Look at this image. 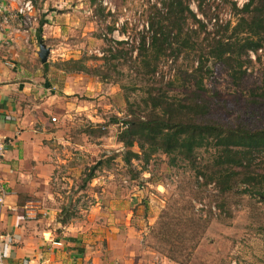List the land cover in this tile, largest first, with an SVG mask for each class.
Here are the masks:
<instances>
[{
  "label": "rangeland",
  "instance_id": "374dc122",
  "mask_svg": "<svg viewBox=\"0 0 264 264\" xmlns=\"http://www.w3.org/2000/svg\"><path fill=\"white\" fill-rule=\"evenodd\" d=\"M185 1L202 23L189 18L184 27L195 30L192 34L200 40L205 34L215 35L227 22L235 25L250 0ZM107 2H36L48 4L45 10L50 18L43 42L51 49L49 70L60 75L58 85L69 77L70 90L81 107L72 110L68 136L56 142L59 162L48 201L60 210L69 206L73 215L68 222L79 219L100 227L102 221L120 223L125 236L136 242L132 243L137 251L151 264H264V185L249 186L252 194H223L213 182L198 177V167L214 163L211 147L195 151L194 167L162 153L154 154L148 163L133 159L131 169L123 162L127 148L117 140L123 120L139 111L137 105L148 91L160 88L175 97L195 94L190 75L194 57L168 56L159 61L157 75L142 73L137 48L143 37L149 42V17L153 9L163 10L165 0ZM109 50L122 51L112 60L114 67L102 58ZM69 58L85 59L102 75L58 72L55 63ZM248 58L244 74L236 81L216 64L204 79L207 90L202 94L211 103L214 118L258 129L264 127V34L261 48L249 51ZM131 149L139 152L137 146ZM113 154L112 160L107 158ZM99 161L103 164L82 189L88 169ZM254 169H264V154L256 156ZM104 207L117 211L103 213Z\"/></svg>",
  "mask_w": 264,
  "mask_h": 264
},
{
  "label": "crops",
  "instance_id": "0c3cea01",
  "mask_svg": "<svg viewBox=\"0 0 264 264\" xmlns=\"http://www.w3.org/2000/svg\"><path fill=\"white\" fill-rule=\"evenodd\" d=\"M36 2L37 22L18 34L12 44L0 45V137L5 143L0 163V180L5 189L2 197L0 191L3 261L5 264H151L137 251L133 245L136 242L125 236L126 229L120 223L102 221L100 227L77 219L62 225L57 220L60 208L48 201L52 199L49 187L54 184L59 162L56 142L64 140L72 110L80 106L76 94L70 90L69 77L58 85L60 75L49 70V65L44 68L38 57L50 15L45 10L48 4ZM40 12H43L41 17ZM113 208L104 207L102 212L116 213Z\"/></svg>",
  "mask_w": 264,
  "mask_h": 264
},
{
  "label": "trees",
  "instance_id": "16d2710c",
  "mask_svg": "<svg viewBox=\"0 0 264 264\" xmlns=\"http://www.w3.org/2000/svg\"><path fill=\"white\" fill-rule=\"evenodd\" d=\"M94 1L91 0V3ZM240 12L242 15L235 25L230 27V22H227L218 28L215 35L208 33L198 40L192 34L195 30L184 25L189 18L200 24L202 22L185 0H165L163 10H152L149 42L143 37L137 48L136 57L141 72L155 76L160 60L168 56L177 59L184 53L194 57L190 75L197 91L191 96L181 97L168 95L160 88L147 92L137 105L139 111L123 120V129L117 136V140L127 148L122 157L127 168L131 169L133 159L148 163L157 153L165 154L171 160L180 157L194 167L195 151L211 147L215 152L214 163L198 167V177L203 176L206 182H213L223 194L232 191L252 194V187H249L252 185L262 188L264 169L258 171L254 165L256 156L264 154V127L249 129L214 118L210 114L211 103L202 94L207 90L204 79L213 72L216 64L223 66L236 81L241 79L245 72L243 66L250 61L248 52L262 46L264 0H250ZM112 30L113 27H109V31ZM120 53L122 51L109 50L108 56L102 57L104 63L114 67L112 60ZM48 65V61L43 63L46 69ZM55 65L65 73L102 75L96 67L88 66L83 58H69ZM133 146H137L139 152L132 150ZM114 157L115 154L107 158L112 160ZM102 164L99 161L88 169L82 179V189L95 177V171ZM63 210L64 217L61 215ZM72 215L66 205L61 207L57 220L64 225Z\"/></svg>",
  "mask_w": 264,
  "mask_h": 264
},
{
  "label": "built area",
  "instance_id": "2783aa9c",
  "mask_svg": "<svg viewBox=\"0 0 264 264\" xmlns=\"http://www.w3.org/2000/svg\"><path fill=\"white\" fill-rule=\"evenodd\" d=\"M36 0H0V45L12 44L18 34L27 31L38 20ZM104 0V5L107 4ZM55 118H52L54 121ZM5 153L4 138L0 137V163ZM1 197L5 189L1 185ZM0 197V201L2 200ZM0 264H5L3 255L0 252Z\"/></svg>",
  "mask_w": 264,
  "mask_h": 264
},
{
  "label": "water",
  "instance_id": "95a60500",
  "mask_svg": "<svg viewBox=\"0 0 264 264\" xmlns=\"http://www.w3.org/2000/svg\"><path fill=\"white\" fill-rule=\"evenodd\" d=\"M49 53H50V48L47 47L44 43H40L38 49V57L40 58L42 63L47 61Z\"/></svg>",
  "mask_w": 264,
  "mask_h": 264
}]
</instances>
